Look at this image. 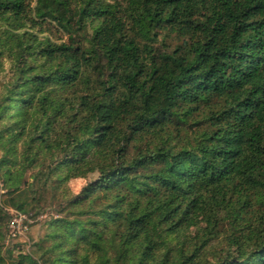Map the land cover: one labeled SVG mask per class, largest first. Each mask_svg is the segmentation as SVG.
<instances>
[{
	"label": "trees",
	"instance_id": "obj_1",
	"mask_svg": "<svg viewBox=\"0 0 264 264\" xmlns=\"http://www.w3.org/2000/svg\"><path fill=\"white\" fill-rule=\"evenodd\" d=\"M1 58L8 194L94 175L42 264H264V0H0Z\"/></svg>",
	"mask_w": 264,
	"mask_h": 264
},
{
	"label": "rangeland",
	"instance_id": "obj_2",
	"mask_svg": "<svg viewBox=\"0 0 264 264\" xmlns=\"http://www.w3.org/2000/svg\"><path fill=\"white\" fill-rule=\"evenodd\" d=\"M35 3L36 0H33V5ZM45 27L48 30L40 34V37L48 36L53 41L58 42L67 40V34L58 29L54 24H48ZM167 42L170 45L169 47L172 48L178 43V39L174 35L169 36L167 37ZM12 64L13 61L8 58L0 59V83H2L1 81L4 77V80H8L11 73H13ZM8 95H11V93L8 92ZM31 172H27V179L32 184V187H24L15 194H8V189L0 178V201L3 203L4 208L10 212V217L7 218L1 227V233L4 234V237H0L1 252L7 258L5 264L10 263L18 253L30 255L31 259L27 258L24 264H31L32 259L38 264H42V241L45 234L52 230L51 221L66 213L62 207L63 203L79 194L83 186L94 177L93 174L88 178L77 177L66 183H61V186L57 189H52L50 186H42L34 181L33 177L30 176ZM37 187L39 188L36 191ZM11 202H15L16 205H22L26 212L12 207ZM16 211L25 213L27 216L25 222L29 228L25 234L12 238L9 236V225ZM227 233V230H225L221 232L218 238L212 240L211 258L213 255L224 252L227 249ZM9 255L12 258H8Z\"/></svg>",
	"mask_w": 264,
	"mask_h": 264
},
{
	"label": "built area",
	"instance_id": "obj_3",
	"mask_svg": "<svg viewBox=\"0 0 264 264\" xmlns=\"http://www.w3.org/2000/svg\"><path fill=\"white\" fill-rule=\"evenodd\" d=\"M27 216L25 213L20 211H16L14 218L10 222V233L9 236L12 238H16L25 234L28 230V224L25 222Z\"/></svg>",
	"mask_w": 264,
	"mask_h": 264
}]
</instances>
